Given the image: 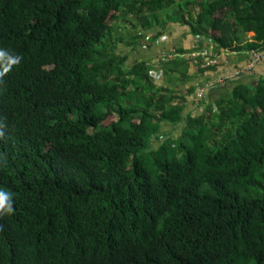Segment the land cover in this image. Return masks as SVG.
<instances>
[{
	"label": "trees",
	"instance_id": "trees-1",
	"mask_svg": "<svg viewBox=\"0 0 264 264\" xmlns=\"http://www.w3.org/2000/svg\"><path fill=\"white\" fill-rule=\"evenodd\" d=\"M169 22L216 57L264 49V0H0L22 57L0 84V264H264V76L185 114L196 89L152 72L186 73L188 51L117 54Z\"/></svg>",
	"mask_w": 264,
	"mask_h": 264
},
{
	"label": "crops",
	"instance_id": "crops-1",
	"mask_svg": "<svg viewBox=\"0 0 264 264\" xmlns=\"http://www.w3.org/2000/svg\"><path fill=\"white\" fill-rule=\"evenodd\" d=\"M159 36V38L153 39L151 42L148 40L150 36L147 40H140L138 43L131 45L120 42L117 44V54L127 56L126 64L128 65L136 61H149L157 64L159 57L164 52L180 49L188 51L191 55L186 57L189 59L186 73L182 74L180 66L175 71H167L168 74L165 73V76L162 73L159 74L161 71V69H157L159 67L155 68L157 73L153 72V75L156 76V85L159 87L168 86L173 89L177 85L178 89L184 94L190 87L196 89L193 94H186L185 114L200 115L206 105L213 104L219 97L229 93L234 85L238 83L254 84L259 78L264 76V49L260 53L261 59L251 71H243L239 75L234 76L236 70L246 67L249 61L247 52L219 51L216 64L203 69L195 60L197 58L195 55L205 49L213 51L212 40L201 41L190 33L187 25L173 22H169ZM252 37L253 33L248 32L242 42L245 43L247 39L251 40ZM220 79H224V82L217 83ZM200 91H203L202 97L198 96ZM180 133L181 130L178 127L165 123L162 125L163 138L169 136L177 137Z\"/></svg>",
	"mask_w": 264,
	"mask_h": 264
},
{
	"label": "clouds",
	"instance_id": "clouds-1",
	"mask_svg": "<svg viewBox=\"0 0 264 264\" xmlns=\"http://www.w3.org/2000/svg\"><path fill=\"white\" fill-rule=\"evenodd\" d=\"M22 57L15 54L14 52L6 49L0 48V84L3 83V77L8 73L13 66L20 63ZM6 125L0 122V137L4 136L3 128ZM15 209L13 208L11 193L4 190H0V216L13 214ZM3 226L0 225V230Z\"/></svg>",
	"mask_w": 264,
	"mask_h": 264
},
{
	"label": "built area",
	"instance_id": "built-area-1",
	"mask_svg": "<svg viewBox=\"0 0 264 264\" xmlns=\"http://www.w3.org/2000/svg\"><path fill=\"white\" fill-rule=\"evenodd\" d=\"M210 53L211 52L209 50H202V51H199V53L197 54L198 56L202 57L205 60V62L202 64V67L216 64L217 57L213 56V54H210ZM174 56L175 55L170 53V52H164L159 57V60H162V61L171 60V59H173ZM260 59H261L260 53H258L256 51H251L249 54V61L246 64V67L236 70V73L234 76L239 75L243 71H251L255 67L257 62H259ZM161 73L162 72L160 71L159 74H161ZM152 74H154V73L152 72ZM223 82H224V79H220L217 81V83H223ZM202 95H203V91H200L198 93V96L202 97Z\"/></svg>",
	"mask_w": 264,
	"mask_h": 264
},
{
	"label": "rangeland",
	"instance_id": "rangeland-1",
	"mask_svg": "<svg viewBox=\"0 0 264 264\" xmlns=\"http://www.w3.org/2000/svg\"><path fill=\"white\" fill-rule=\"evenodd\" d=\"M115 27H117V22H115ZM131 27V26H130ZM123 33H124V31H123ZM124 35H125V33H124ZM118 36V33H116L115 31L113 32V38L114 37H117ZM109 121H111V118H110V120Z\"/></svg>",
	"mask_w": 264,
	"mask_h": 264
}]
</instances>
